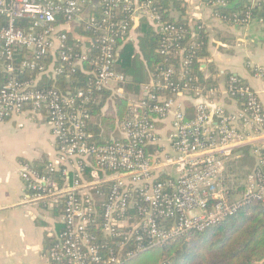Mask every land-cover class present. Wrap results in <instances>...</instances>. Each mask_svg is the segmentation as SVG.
I'll return each instance as SVG.
<instances>
[{
  "label": "built area",
  "instance_id": "built-area-1",
  "mask_svg": "<svg viewBox=\"0 0 264 264\" xmlns=\"http://www.w3.org/2000/svg\"><path fill=\"white\" fill-rule=\"evenodd\" d=\"M94 1L0 0V59L7 76L0 89V124L19 115L43 116L54 144V156L41 172L28 164L19 170L23 204L60 208L61 230L46 254L49 264H121L188 233L215 228L244 209L250 213L264 206V109L258 93L233 75L211 89L188 77L189 55L175 44L180 29L165 26L149 12L152 0L131 11V0H99L93 9ZM225 6L214 0L210 7ZM97 9L102 18L85 15ZM119 10L130 12L128 21L111 22ZM138 12H148L155 31L166 36L159 55L173 54L178 65H169L130 95L124 92L129 79L114 68L115 38L119 34L129 40ZM251 18L247 13L243 25ZM23 20L28 27H17ZM81 25L95 35L84 37L86 46L75 32ZM67 33L79 43L78 52L67 45ZM95 46L87 93L45 91L35 81L17 80L22 71L36 69L52 78L68 76L88 61ZM21 50L27 55L15 65ZM55 54L52 64H38ZM252 75L264 93V70L254 69ZM91 86L110 91L108 102L126 100L127 114L115 123L111 143L103 146L88 142L90 117L84 106L91 101ZM188 105L194 113L190 120ZM244 149L252 166L239 179L229 167ZM93 229L114 248L97 245Z\"/></svg>",
  "mask_w": 264,
  "mask_h": 264
},
{
  "label": "trees",
  "instance_id": "trees-1",
  "mask_svg": "<svg viewBox=\"0 0 264 264\" xmlns=\"http://www.w3.org/2000/svg\"><path fill=\"white\" fill-rule=\"evenodd\" d=\"M43 1V0H41ZM146 0H131L130 11ZM152 7L149 12L160 19L165 26H173L180 29L181 38L175 39V44L183 48L189 55V64L186 66L187 76L196 78L197 83L206 89L215 88L218 84L227 82L230 76L226 73H219L211 70V78L202 80V69L207 53V33L200 24H191L188 21L186 8L183 0H152ZM214 0H203L207 6H211ZM225 7L213 8L214 15L222 19L224 24L230 26H241L246 14L255 16V9L251 4L240 2L234 4L232 0H223ZM102 10L97 9L91 13L95 19H100ZM148 12H138L139 37L134 45L127 36L116 35L117 45L115 70L129 79L124 86L125 94H138L140 88L152 79L158 78L160 73L169 65H178V60L173 54L161 57L158 53L161 42L166 38L164 34L156 32L149 22ZM130 12L119 10L111 22L128 21ZM58 21L62 16H58ZM0 22L4 19L0 17ZM19 28H27L28 21H19ZM76 36L95 37L92 31H84L83 25L76 27ZM68 34V33H67ZM67 45L73 53L79 51V43L71 34H68ZM98 54V49L91 48L87 53L88 61L84 62L81 68L74 72L58 75L52 78L50 75H39L38 70H25L17 76L20 82L35 81V86L40 90H56L60 93L75 94L82 90L87 93L88 83L92 80L90 72L93 67L90 61ZM27 55L26 50L15 53V65H19ZM58 54L48 55L38 61L39 65H49L54 62ZM65 72H69L65 68ZM239 79V78H238ZM240 80V79H239ZM7 81L3 71V60L0 59V89ZM168 94L167 92H164ZM91 99L84 106L90 117L86 121V132L89 135L88 142L95 146H103L111 143L109 135L114 130L116 122H120L127 114L125 98H113L108 102L110 91H97L92 86L88 93ZM186 119L193 118V110L189 105ZM248 149L242 150V157H248ZM241 157V158H242ZM241 158L230 165L229 172L241 179L245 175L241 172ZM44 163H25L38 171L43 170ZM55 215H60V208L53 210ZM61 228L59 229V231ZM58 231V232H59ZM91 235L97 245L104 248H114L111 240L103 239L98 230H91ZM53 243V242H52ZM52 243L46 248V254L52 247ZM121 264H264V206H256L248 215L247 210H242L238 216L230 217L221 225L201 233H188L185 237L175 242L153 247L137 256L124 260Z\"/></svg>",
  "mask_w": 264,
  "mask_h": 264
},
{
  "label": "crops",
  "instance_id": "crops-1",
  "mask_svg": "<svg viewBox=\"0 0 264 264\" xmlns=\"http://www.w3.org/2000/svg\"><path fill=\"white\" fill-rule=\"evenodd\" d=\"M98 1L91 4L93 9ZM232 1L251 4L256 11L254 18L245 25L230 26L217 18L203 0H183L188 21L200 23L207 33L208 57L201 66L202 76L211 78L210 68L236 76L258 93L264 109L263 84L252 75L254 69L264 70V0ZM90 11L86 10L85 15ZM136 32L139 19L129 36L134 45L138 41ZM80 40L86 46V38ZM53 156L54 144L43 116L19 115L0 124V264H49L46 248L60 229L59 215L23 204L19 170L21 164H41Z\"/></svg>",
  "mask_w": 264,
  "mask_h": 264
},
{
  "label": "rangeland",
  "instance_id": "rangeland-1",
  "mask_svg": "<svg viewBox=\"0 0 264 264\" xmlns=\"http://www.w3.org/2000/svg\"><path fill=\"white\" fill-rule=\"evenodd\" d=\"M238 163H240V168H241V172L243 173V175H245V172L249 170L252 166V161L249 159V157H246V156H243ZM249 214L250 213H248V215Z\"/></svg>",
  "mask_w": 264,
  "mask_h": 264
}]
</instances>
